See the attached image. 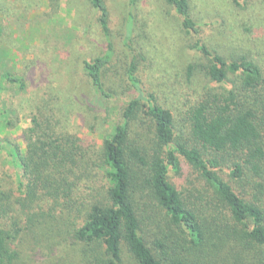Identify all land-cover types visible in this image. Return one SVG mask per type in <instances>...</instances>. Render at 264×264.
Masks as SVG:
<instances>
[{
    "label": "trees",
    "instance_id": "trees-1",
    "mask_svg": "<svg viewBox=\"0 0 264 264\" xmlns=\"http://www.w3.org/2000/svg\"><path fill=\"white\" fill-rule=\"evenodd\" d=\"M87 1L104 51L62 90L18 101L12 89L29 81L0 71V264H264V42L240 34L226 58L189 0H162L195 37L181 105L169 106L142 86L137 0ZM22 107L17 141L1 133L18 129Z\"/></svg>",
    "mask_w": 264,
    "mask_h": 264
},
{
    "label": "rangeland",
    "instance_id": "rangeland-1",
    "mask_svg": "<svg viewBox=\"0 0 264 264\" xmlns=\"http://www.w3.org/2000/svg\"><path fill=\"white\" fill-rule=\"evenodd\" d=\"M228 1L189 0V4L191 17L201 24L203 41L211 47L219 45L224 56L232 58L242 44L241 37L264 42V0L233 11ZM122 7L125 12L126 3ZM133 14L134 55L144 91L158 102L180 106L178 90L185 86L184 67L194 58L190 46L195 37L182 30L180 18L162 0H137ZM97 17L87 0H0V71L20 73L30 83L28 92L12 89L18 101L32 102L36 98L28 93L46 86L62 90L68 75H75L78 61L104 51ZM69 82L76 87L73 93L85 94L84 80L75 76ZM15 115L20 120L18 129L1 134L13 132L18 141L29 122L25 108ZM79 132L89 136L82 125Z\"/></svg>",
    "mask_w": 264,
    "mask_h": 264
}]
</instances>
